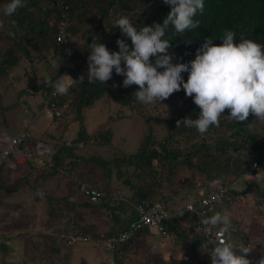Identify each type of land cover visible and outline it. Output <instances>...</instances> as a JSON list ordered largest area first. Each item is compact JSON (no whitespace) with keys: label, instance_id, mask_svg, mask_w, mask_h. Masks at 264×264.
I'll return each mask as SVG.
<instances>
[{"label":"trees","instance_id":"1","mask_svg":"<svg viewBox=\"0 0 264 264\" xmlns=\"http://www.w3.org/2000/svg\"><path fill=\"white\" fill-rule=\"evenodd\" d=\"M6 2L7 0H0V6ZM169 11V5L164 4L163 0H24V7L19 8L14 16L0 15V21L5 25L3 29H0V79L17 67L22 66L27 69L24 74L34 84L31 87L32 91L26 89L22 91L32 95L37 92L40 95L38 102L40 109H42L47 94L45 81L48 77L53 78L66 70L74 80L70 82L68 94L61 96L60 99L68 101L75 113L73 120L79 121L76 135L70 144L62 140L60 145H54L55 149L47 164L51 168L49 171L43 173L35 170L36 166L29 159V166L37 172V175L33 181H30L28 174L23 173V182L28 184L26 187L29 189L26 192L35 199L40 196L37 193L42 192L48 202L45 206L47 210H55L52 204L54 199L66 198L64 195L54 196L46 193V190L36 186L35 181L40 177L64 172L63 166L68 157H71L68 161L69 167L73 168L78 158H84L73 152L77 144L96 141L102 145L111 141L110 129L105 124L98 125L91 132H87L83 125V111L92 106L105 93L114 102L127 107L130 111L120 115L137 114L142 121L149 124L134 152L109 159L101 158L99 155L84 158L85 162H94L102 167L106 177L110 176L113 167L116 168L115 175L117 177L125 175L122 181L130 191L128 198L123 196L114 199L112 198L113 190L106 191L97 183H89L102 191L104 195L95 202H91L86 197L81 204L85 206L98 203L108 211L117 228L112 227L103 231L105 234L108 235L126 227L127 223L134 218L131 204L140 199H147L150 202L161 200L167 207L177 208L183 206L180 204L183 196L191 193L193 196H198L201 191L225 182L231 183L237 178L244 179L247 189L255 197L259 200L264 199V123L259 122L254 116H249L246 122L238 123L227 119L226 110L220 118L219 127H210L204 135H200L195 128H188L183 124L176 127L177 120H183L186 116L195 119L200 111L192 98L185 95L182 87L180 91L174 92L172 97L163 100L162 103L141 105L133 96L138 86L124 87L123 76L117 75L114 70L111 79L104 84L88 83V44H91L93 39H98V42L105 44V39L109 38L111 42L108 41L105 44L109 51H119L116 44L117 38L125 40L131 48L130 38L125 37L119 27L114 25V21L119 16L127 15L139 28L143 25H162ZM64 19H66L65 42L59 43L55 35L60 21ZM194 19L200 21L196 29L182 34H176L172 26L166 29L164 39H169L171 47L168 53L173 63H187L194 59L196 49L208 37L213 38L215 44L222 43L220 37L223 29L233 30L236 33L237 42L243 34L245 38L253 39L264 45V0H204L203 12H198ZM59 58L62 59L61 66L57 64ZM68 61L71 63L70 66H68ZM80 75L84 77L83 83L78 79ZM36 76L40 77L39 81L35 80ZM182 76L186 81L188 74L185 72ZM1 94L0 90V100ZM17 103L1 106V101L0 111L4 108H11ZM155 110L161 114L157 115ZM32 114L35 118L36 114ZM160 119L167 121L168 130L160 139H156L149 122ZM23 129L28 133L27 126L17 131ZM28 136L29 134L24 144L34 151ZM7 159L11 160V158ZM253 163L257 165L259 177L245 178L246 173L254 170ZM14 167L8 163L6 158H0V191L18 189L21 186H17L16 181L13 186H10L8 181L6 182L5 175L7 177L10 169ZM73 177L76 178L78 184L86 182L77 175ZM244 192L246 191L241 190L239 195H245ZM16 207L17 205L11 208ZM126 210H130V217L122 220L119 213ZM224 211L227 213L225 207ZM27 212L18 214L24 215ZM231 219V234L249 242L254 254L253 246L257 245L259 237L243 230L234 220V216H231ZM72 220V230L70 229L67 233H81L75 217ZM189 223L192 232H189L188 227L180 220L171 219L164 222L165 236L189 243L191 252L184 260L170 258L168 262L161 260L160 264H191L194 259H198L200 263L211 264L210 256L201 251L195 225L191 220ZM66 234L56 235L55 241H58L56 242L58 248L52 247L55 253L60 250L62 242L70 246L78 242L68 244ZM147 235H151L149 229L141 227L127 241L117 243L113 250H105L100 245L99 232L91 233L88 238L96 241L102 248L98 264H125V259L135 240ZM16 239L20 237L0 236V251H2L0 264H45L28 262L23 257L17 258V254L7 259L10 253L9 243ZM30 253L33 254V251ZM37 253L42 254V252ZM54 254L51 255L54 256ZM253 259L254 256L249 260ZM59 263L60 258L51 257L46 264Z\"/></svg>","mask_w":264,"mask_h":264},{"label":"rangeland","instance_id":"2","mask_svg":"<svg viewBox=\"0 0 264 264\" xmlns=\"http://www.w3.org/2000/svg\"><path fill=\"white\" fill-rule=\"evenodd\" d=\"M108 41L109 38H106L104 43L106 44ZM57 64L61 66V58L58 59ZM25 71L27 69L20 66L0 79L1 106L18 102L11 108H4L0 111V132L2 130L15 132L22 127L29 126L30 145L38 144L36 148L32 146L34 147L33 150L36 152L37 148H40L42 151L39 153H43L42 157L32 155L30 161L36 166L35 170L44 173L51 169L47 164L55 149L54 145H60L62 137L67 138L71 143L78 130L79 121L74 119L66 125L55 118V120L52 118L49 122L46 121L45 111L39 112L40 108H38L40 95L37 92L32 95L22 91L24 89L32 91L31 87L34 84L33 81L27 79L24 74ZM35 80L39 81L40 77L36 76ZM129 112L127 107L117 104L105 93L92 106L83 111V125L87 132H91L98 125L105 124L110 129L111 141L102 145L96 141L85 144L79 143L73 152L82 155L84 158L99 155L104 159L134 152L149 124L142 121L137 114L120 115ZM154 112L157 115L161 114L157 110ZM32 113L36 114L35 118ZM149 123L153 127V134L156 139H160L168 130V123L165 119L150 121ZM41 140L43 143H40ZM70 158L65 159L67 164L65 163L63 166L64 172L40 177L35 181L36 186L46 190V193L54 196H65L66 199H54L52 201L55 207V210L52 211L45 207L48 204L46 196L40 195L38 199H35L34 196L28 195L26 192L29 189L26 187L28 184L23 182V173L28 174L30 181H33L37 175V172L29 166L30 161L15 163L8 159L11 161L9 164L15 167L10 169L7 177L5 175L6 182L8 181L9 185L13 186L16 181L17 186H21L18 189L0 191V236L20 237V239L9 243L10 253L7 259L17 254V258L23 257L26 261L34 263L43 262L46 264L53 257L60 258L59 264H98L102 255V248L90 238L80 240L72 246L62 242L57 253L52 249V247L58 248L56 245L58 241H55L57 234L64 235L68 231L70 232V229L72 230L73 217L78 222L79 232L89 237L91 233H102L115 227L110 214L103 206L98 203L85 206L81 204L82 201L86 200V197L78 191V182L73 176L77 175L90 184L97 183L106 191L113 190L112 198L114 199L123 196L128 198L130 191L122 181L125 175L120 177L115 175L116 168L113 167L110 176L106 177L102 167L94 162H85L84 158H78L76 164H73V168L69 167ZM21 166H23L21 170H18ZM226 180L230 181V179ZM231 184L242 191H247L246 183L242 178L234 179ZM24 187L26 188L24 189ZM243 194L245 195H240L231 206L227 207V214L234 216V220L239 223L243 230L259 237V242L253 246L254 259L249 260L250 264H258L260 258L264 256V207H260L259 198L255 197L251 191ZM187 199V196H183L180 204H184ZM15 205H17L16 208H11ZM26 211L28 212L24 215L18 214ZM129 213H131L130 210H126L120 211L119 214L124 220L130 217ZM182 224L188 227L189 232H192L189 222L182 221ZM54 241L55 244H53ZM31 251L33 254L30 253ZM37 252H42V254ZM190 252L189 243L167 236L160 238L151 234L135 240L125 259V264H160L161 260L168 262L170 258L184 260ZM1 253L2 251H0V258Z\"/></svg>","mask_w":264,"mask_h":264},{"label":"clouds","instance_id":"3","mask_svg":"<svg viewBox=\"0 0 264 264\" xmlns=\"http://www.w3.org/2000/svg\"><path fill=\"white\" fill-rule=\"evenodd\" d=\"M163 3L169 5L170 11L162 25L138 28L127 15L114 21L121 33L130 38L131 48L120 38L116 40L119 51H109L98 39L88 44V83L104 84L111 79L114 70L123 76L124 87L138 86L133 96L141 105L162 103L182 87L200 111L195 119L186 116L177 120L176 127L183 124L195 128L200 135L210 127H219L226 110L229 120L243 123L254 116L264 123V45L243 34L237 42L233 30L223 29L222 43L215 44L213 38L208 37L196 49L194 59L173 63L168 53L169 39H164L166 29L172 26L176 34L196 29L200 21L194 17L203 12L204 0H163ZM21 7H24V0H7L0 6V15L12 17ZM4 27L0 21V29ZM185 72L188 74L186 81L182 76ZM78 79L83 83L82 75ZM68 80L73 79L63 74L55 81L48 77L45 83L57 94L66 95L70 88ZM37 194L43 195L42 192ZM188 210L196 211L194 208ZM200 223L205 226L206 234L211 226L223 236L218 242H212L207 251L211 264H250L247 254L252 247L231 237L230 214L214 212L211 216L200 217ZM258 264H264V256Z\"/></svg>","mask_w":264,"mask_h":264},{"label":"built area","instance_id":"4","mask_svg":"<svg viewBox=\"0 0 264 264\" xmlns=\"http://www.w3.org/2000/svg\"><path fill=\"white\" fill-rule=\"evenodd\" d=\"M65 25L66 19L61 20L58 25V30L55 35V39L59 43L65 42ZM68 61V66H70ZM66 74L70 78V74L64 70V72L59 75ZM59 75L52 78L55 81ZM71 80L67 83L70 85ZM47 94L42 106V109L48 110L52 117H55L61 123H69L74 118V111L70 108L68 101H61L60 97L63 95L57 94L55 90L46 84ZM26 130H19L17 132L9 133L7 131L0 132V158H11L15 162H24L25 160L32 159V155L36 152L25 145L27 138ZM62 140L66 144H70V140L63 137ZM31 146H35L31 144ZM34 148V147H33ZM35 152V153H34ZM253 168L250 173L244 175L245 178H257L259 177V172L257 171L256 163H253ZM246 192H250L246 189ZM78 191L91 202H95L101 196L103 192L87 182H81L78 184ZM241 190L232 186L231 183L225 182L216 185L212 188H208L201 191L198 196L188 195V199L185 201L181 207H167L163 201L157 200L150 202L147 199H140L131 204L132 212L134 218L130 220L126 227L123 229L111 233L105 234V232L99 233L100 245L105 250H113L117 243L127 241L132 235L141 227H146L149 229L152 235L156 237H163L166 235V230L164 222L177 219L185 223L192 221L195 225V233L198 236L199 246L204 254H208L207 251L212 247V242H218L219 239H223V236L218 232L217 228L208 226V234L205 232V226L200 223V217H206L213 215L214 212L226 213L224 207L231 206L236 199H238L239 192ZM260 207H264V199H260ZM188 208H194L196 211H189ZM184 210L182 215H179L180 211ZM231 237L237 241H243L239 237ZM66 240L68 244H74L76 241L88 239V235L82 233H67ZM246 245L251 247L249 242L243 241ZM210 256V255H209ZM254 254L252 250L247 254V258H253ZM191 264H205L200 263L198 259L191 261Z\"/></svg>","mask_w":264,"mask_h":264},{"label":"crops","instance_id":"5","mask_svg":"<svg viewBox=\"0 0 264 264\" xmlns=\"http://www.w3.org/2000/svg\"><path fill=\"white\" fill-rule=\"evenodd\" d=\"M45 111V118H46V121H50L53 117L51 116V113L48 111V110H45V109H40V111ZM39 111V112H40ZM54 119V118H53ZM55 120V119H54ZM55 123H56V121H55ZM32 125V124H31ZM28 128H29V126H27ZM28 130V129H27ZM2 131H4V130H2ZM40 143H43V141L41 140L40 141ZM36 145H38V144H35V148L37 147ZM40 151H42V149H40V148H37V150H36V154L38 155V157L40 156V157H42L43 156V153H39ZM35 153V152H34ZM6 160H8L7 158H6ZM38 160L40 161V159L38 158ZM11 161H8V163H10ZM191 192V191H190ZM192 194V193H191ZM190 194V195H191ZM189 194H187L186 196H188ZM225 209H227V207H225ZM107 231V230H106ZM141 238H143V237H141Z\"/></svg>","mask_w":264,"mask_h":264},{"label":"water","instance_id":"6","mask_svg":"<svg viewBox=\"0 0 264 264\" xmlns=\"http://www.w3.org/2000/svg\"><path fill=\"white\" fill-rule=\"evenodd\" d=\"M111 45V44H110ZM107 47V46H106ZM109 47V46H108Z\"/></svg>","mask_w":264,"mask_h":264}]
</instances>
